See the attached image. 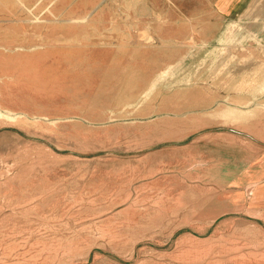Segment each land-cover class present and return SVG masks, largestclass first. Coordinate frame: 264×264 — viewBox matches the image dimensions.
Listing matches in <instances>:
<instances>
[{"label": "rangeland", "instance_id": "374dc122", "mask_svg": "<svg viewBox=\"0 0 264 264\" xmlns=\"http://www.w3.org/2000/svg\"><path fill=\"white\" fill-rule=\"evenodd\" d=\"M164 2L0 0V264H264V0Z\"/></svg>", "mask_w": 264, "mask_h": 264}, {"label": "crops", "instance_id": "0c3cea01", "mask_svg": "<svg viewBox=\"0 0 264 264\" xmlns=\"http://www.w3.org/2000/svg\"><path fill=\"white\" fill-rule=\"evenodd\" d=\"M163 1H166L164 3L170 7L172 0ZM247 1L248 0H179L175 6L179 9V13L182 14V21L189 22L193 25L194 28L191 27V29L198 30V32H211L210 38H208L213 39L212 34H215L213 32L227 29L234 21L236 15L241 12L240 8L243 7V5L241 7L240 5L246 4ZM169 13L168 10L164 11L162 26H153L152 30H170ZM257 195L260 198L264 197V186L258 191Z\"/></svg>", "mask_w": 264, "mask_h": 264}, {"label": "bare ground", "instance_id": "6f19581e", "mask_svg": "<svg viewBox=\"0 0 264 264\" xmlns=\"http://www.w3.org/2000/svg\"><path fill=\"white\" fill-rule=\"evenodd\" d=\"M253 64V63H252ZM256 66V65H255ZM262 66V65H261ZM259 66H257V68H258ZM262 67H264V66H262ZM253 68V67H252ZM255 69H256V67H254ZM249 69H251V68H249ZM248 68H247V70H249Z\"/></svg>", "mask_w": 264, "mask_h": 264}]
</instances>
